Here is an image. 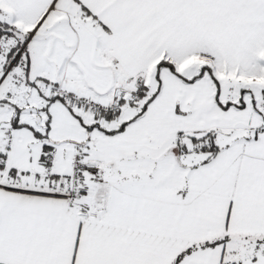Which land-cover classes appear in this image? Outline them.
<instances>
[{"label": "snow or ice", "instance_id": "obj_1", "mask_svg": "<svg viewBox=\"0 0 264 264\" xmlns=\"http://www.w3.org/2000/svg\"><path fill=\"white\" fill-rule=\"evenodd\" d=\"M0 264H264V0H0Z\"/></svg>", "mask_w": 264, "mask_h": 264}]
</instances>
